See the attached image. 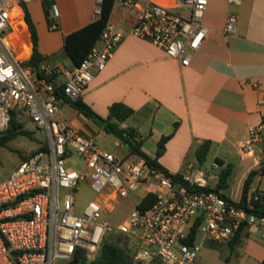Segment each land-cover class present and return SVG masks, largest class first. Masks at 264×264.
Returning <instances> with one entry per match:
<instances>
[{
	"label": "built area",
	"instance_id": "2783aa9c",
	"mask_svg": "<svg viewBox=\"0 0 264 264\" xmlns=\"http://www.w3.org/2000/svg\"><path fill=\"white\" fill-rule=\"evenodd\" d=\"M35 1L45 0H0V132L8 129L13 112L20 109L48 138L44 149L21 162L10 177L0 178V264H60L78 252L94 260L112 230L103 217L127 198L134 209L117 232L130 240L135 264H195L204 241L229 243L242 225L264 241V217L248 214L217 192L201 191L211 180L203 170L191 168L182 174L189 187L175 184L141 158L121 159L101 149L59 117L58 90L71 103L81 99L95 76L105 70L124 34L108 24L101 40L59 87L36 76L27 67L29 57L17 58L23 38L13 24L14 13ZM209 1L114 3L135 13L132 35L189 67L211 32L203 22ZM227 2L240 7L243 0ZM104 3L95 0L98 19ZM52 17H59L56 5ZM238 23V16L230 14L225 34L236 35ZM40 69L49 77L51 71ZM241 149L264 174V119L249 130ZM213 167L221 166L214 163ZM85 182L94 198L78 211L76 193ZM149 195L155 202L139 209ZM259 196L264 193L256 199Z\"/></svg>",
	"mask_w": 264,
	"mask_h": 264
},
{
	"label": "crops",
	"instance_id": "0c3cea01",
	"mask_svg": "<svg viewBox=\"0 0 264 264\" xmlns=\"http://www.w3.org/2000/svg\"><path fill=\"white\" fill-rule=\"evenodd\" d=\"M153 1L172 4V0ZM53 5L57 6L58 18L52 17ZM94 9L95 0H45L26 6L39 38L41 66L51 71L49 77L59 87L75 68L64 48L65 36L97 21ZM47 14L56 28L49 27ZM230 14L239 19L233 36L224 32ZM24 16L23 8L16 9L13 24L22 38H28L30 58L32 43ZM135 21V13L113 5L108 24L123 33L124 39L105 70L86 87L81 100L103 118L109 116L115 103L131 107L134 114L121 128L135 129L143 152L152 158L159 141L171 136L158 161L173 174H184L197 166L198 148L211 142L207 161L219 160L222 168L231 167L224 194L239 202L249 174L261 170L255 159L242 154L241 145L249 138V130L264 119V0H243L240 7L227 0H210L203 22L211 32L189 67L132 35ZM59 109V117L81 134L95 140L96 134L104 132L64 100H59ZM116 148L111 152L121 159H139L130 156L123 144ZM252 190L264 193V174L255 176ZM225 245L231 255L239 256V264H264V241L257 233L247 230L234 248ZM201 261L200 255L195 264Z\"/></svg>",
	"mask_w": 264,
	"mask_h": 264
},
{
	"label": "trees",
	"instance_id": "16d2710c",
	"mask_svg": "<svg viewBox=\"0 0 264 264\" xmlns=\"http://www.w3.org/2000/svg\"><path fill=\"white\" fill-rule=\"evenodd\" d=\"M114 4V0H105L101 18L84 28L65 36L64 48L75 67H78L83 62L90 51L101 40L102 34L108 25L109 17ZM23 9L25 12V24L28 27L32 43V53L27 61V67H29L32 72L35 73V75L39 78L44 77L46 78L47 82H53L52 78L46 77L45 73L40 69L41 63L43 62V56L39 52V38L37 30L30 17V14L26 10V6L23 7ZM47 16L49 27L53 28L54 22L49 19L48 14ZM58 98L60 100H64L85 117L102 127L107 134L116 137L127 148L130 156L136 155L139 158L143 159L146 165H148L150 168L164 172L166 176L172 179L175 184L188 186V184L183 181V175L181 173H170L159 164L158 160L165 153L166 144L171 136L163 137L159 141L156 157L152 158L145 152H143L142 142L138 140L139 133L135 129L121 128V124L127 121L134 114V110L131 107L123 103H115L110 108L109 116L107 118H103L96 114L92 110V108L86 105L81 99L76 102H69L62 94L61 89L58 90ZM19 136L31 137V133L24 131L23 125L21 123H18L15 111L12 114L8 129L5 132H0V150L5 148L8 142L17 139ZM44 148L45 144L41 146V148H39L35 153ZM210 150L211 142H205L198 148L196 156L200 165H204L206 163ZM35 153H33V155ZM27 159L28 158L23 157V161ZM217 162L220 166H223V163L221 161L217 160ZM231 173L232 169L230 166L222 168L218 177L217 186L214 189L207 187L206 189H201V191L217 192L225 199L233 202L224 194V191L229 188V179ZM257 174H263L262 170L252 171L249 174L243 185L241 200L237 203H233L238 208L244 209L248 214L256 215L258 217H264V196H259L256 199L260 191L252 190V184ZM154 202L155 197L149 195L141 201L139 209H148ZM196 231L197 228L195 227L193 229V238L196 234ZM246 231V226L242 225L241 228L235 233L232 240L229 242V245L234 248V245L239 243ZM66 264H135V262L130 240L128 239V237L118 233V235H115V237H109L107 234L98 252V255L94 260L88 261L83 252H78L74 259L67 262Z\"/></svg>",
	"mask_w": 264,
	"mask_h": 264
},
{
	"label": "rangeland",
	"instance_id": "374dc122",
	"mask_svg": "<svg viewBox=\"0 0 264 264\" xmlns=\"http://www.w3.org/2000/svg\"><path fill=\"white\" fill-rule=\"evenodd\" d=\"M21 45V52L18 54L17 58L19 60H25L30 53L27 37L23 38ZM73 109L72 111H74ZM69 116H71L70 113ZM16 117L18 123L23 125L24 131L31 133V137L19 136L17 139L8 142L7 146L0 150V178L3 179L10 177L14 173L15 169L23 161V157L28 158L33 155V153L46 144L48 140L46 132L40 130L37 125L32 122L26 111L18 109L16 111ZM99 128L103 130L102 127L97 125L98 130ZM95 137L97 145L101 149L109 152L116 150V146L122 144L116 137L107 134L106 131L96 134ZM121 150L125 151L124 149ZM76 162L78 161L76 160ZM214 163H218L217 160L206 161L204 165L197 164V166L193 167V170H203L207 177L211 178V180L208 181V185L212 189L217 186L218 177L222 170V167H213ZM76 198V207L78 211L83 210L88 202L94 198V193L91 191L88 182L81 184L80 189L76 193ZM233 198L237 199L235 196H233ZM133 209L134 203L131 198L123 199L111 213L103 217V221L112 229L108 234L109 237L118 235L117 228L125 222ZM206 243H210L212 246L205 245ZM202 247V252L200 254L202 261L198 264H239V256L235 253L231 255V249L228 245L208 240L202 243ZM228 257L230 258L229 260L227 259ZM66 263L67 262H62L60 264Z\"/></svg>",
	"mask_w": 264,
	"mask_h": 264
}]
</instances>
